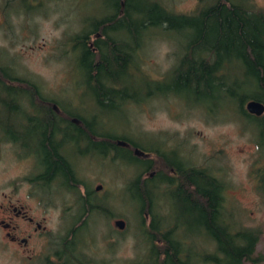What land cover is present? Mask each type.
<instances>
[{"label": "rangeland", "instance_id": "374dc122", "mask_svg": "<svg viewBox=\"0 0 264 264\" xmlns=\"http://www.w3.org/2000/svg\"><path fill=\"white\" fill-rule=\"evenodd\" d=\"M109 1L42 0L39 6H34L19 0H0V66H10L16 76L34 82L43 96L57 100L72 98L78 114L93 116L97 112L95 120L101 126L100 130L144 144H150L151 140L162 143L166 149H175L189 165L209 170L225 184L224 209L231 213V219L242 227L259 232L254 251L259 260L242 264H264V191L258 183L264 152L256 143L257 131L253 121L236 112L237 96L228 97L225 108L215 114L202 108L217 110L220 104L217 96L211 99L153 96L142 102L129 101L118 111L98 110L92 102V88H86L84 96H80L84 75L74 60L77 53L75 56L74 53L68 54L66 38L77 33L84 20L91 21L107 14ZM161 1L168 9L183 13L194 11L198 4V0ZM252 3L255 7H264V0H252ZM153 33L143 39L136 67L155 81L152 86H156L169 82L166 72L175 63L178 50L188 35L181 32L162 34L158 30ZM142 74L135 69L131 71L136 99L145 96ZM6 114L5 111L0 113V204L4 201L2 194L30 188L23 177L29 174L31 161L20 158L18 150L3 139L5 121L18 119L12 115L6 117ZM143 156L151 157V154ZM75 164L78 174L89 187L101 184L108 200L109 213L90 214L81 231V235L90 238L92 264H133L141 258L145 246L138 229L137 196L124 189L126 182L134 177L135 168L123 156L115 158L110 152L102 156L94 153L88 159L79 158ZM35 214L44 215L46 228L52 234L63 233L65 224L58 218L59 213ZM177 216L174 209L173 219L176 220ZM116 219L124 221L122 229L114 225ZM148 219L149 216L145 215V225ZM189 228H186L189 233L186 231L179 237L185 235L190 242L201 247L204 238ZM46 242L44 236L35 237L24 248L20 243L4 242L0 229V264H27L26 255L46 252Z\"/></svg>", "mask_w": 264, "mask_h": 264}, {"label": "trees", "instance_id": "16d2710c", "mask_svg": "<svg viewBox=\"0 0 264 264\" xmlns=\"http://www.w3.org/2000/svg\"><path fill=\"white\" fill-rule=\"evenodd\" d=\"M19 1L39 6L42 0ZM241 1L198 0L194 11L183 13L168 9L161 0H110L107 14L84 20L80 30L66 38L68 54L77 53L74 60L84 75L80 96L92 88V102L102 111H118L129 101L142 102L153 96H217V110L197 106L210 114L223 110L228 97L237 96L236 112L253 121L256 143L264 152V111L255 116L244 108L248 100L264 106V7H255L252 0ZM154 30L188 35L166 72L169 82L156 86L136 67L142 41ZM134 69L142 74V87H146L145 96L139 99L131 85ZM12 82L13 96H43L28 79L14 74ZM2 104L0 96V107ZM96 114L83 123L99 125ZM97 132L108 145L103 150L101 141L94 143L93 153L123 156L136 170L124 188L137 196L138 229L145 244L141 258L133 264H242L259 260L254 255L259 232L231 219V213L224 209L225 184L213 173L189 165L175 149H166L162 143L151 140L144 144L116 133ZM119 138L132 148L119 147L115 143ZM133 148L151 157L139 158ZM151 170L154 174L146 175ZM258 183L264 191V165ZM145 215L149 216L146 225ZM186 228L204 238L201 247L185 235L179 237L189 233Z\"/></svg>", "mask_w": 264, "mask_h": 264}, {"label": "flooded vegetation", "instance_id": "af4514ba", "mask_svg": "<svg viewBox=\"0 0 264 264\" xmlns=\"http://www.w3.org/2000/svg\"><path fill=\"white\" fill-rule=\"evenodd\" d=\"M14 74L12 67L0 66L3 83L0 86L3 100L0 113L5 111L6 117H18L14 122L5 121L3 139L18 150L20 158L31 161V170L23 177L30 188L2 194V238L10 244L20 243L24 248L32 238H47V251L27 254V264H92L90 238L81 235V231L90 214L109 212L108 200L101 184L94 188L86 184L78 174L75 162L92 156L96 142H102L103 150L107 148V139L96 134L97 131L107 134V131L100 130V125L84 124L89 116L78 114L72 98L13 96ZM35 89L39 92L37 85ZM115 143L124 150L132 148L122 139ZM132 152L139 158H145L143 155L147 154L136 148ZM106 154L103 152L100 156ZM153 174L154 170L146 173ZM47 212L59 213L58 218L65 224L63 233L52 234L46 228L44 215L35 214Z\"/></svg>", "mask_w": 264, "mask_h": 264}, {"label": "water", "instance_id": "95a60500", "mask_svg": "<svg viewBox=\"0 0 264 264\" xmlns=\"http://www.w3.org/2000/svg\"><path fill=\"white\" fill-rule=\"evenodd\" d=\"M244 108L249 114H252V115H255V116L261 115L263 113V111H264V106L260 102H257V101H254V100L246 101L245 104H244ZM114 225L118 229H122L123 226H124V221L121 220V219H116L114 221Z\"/></svg>", "mask_w": 264, "mask_h": 264}]
</instances>
